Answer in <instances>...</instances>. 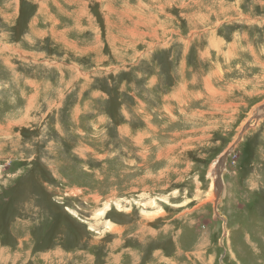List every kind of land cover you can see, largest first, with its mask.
Returning <instances> with one entry per match:
<instances>
[{
  "label": "rangeland",
  "instance_id": "obj_1",
  "mask_svg": "<svg viewBox=\"0 0 264 264\" xmlns=\"http://www.w3.org/2000/svg\"><path fill=\"white\" fill-rule=\"evenodd\" d=\"M0 264H264V0H0Z\"/></svg>",
  "mask_w": 264,
  "mask_h": 264
},
{
  "label": "bare ground",
  "instance_id": "obj_2",
  "mask_svg": "<svg viewBox=\"0 0 264 264\" xmlns=\"http://www.w3.org/2000/svg\"><path fill=\"white\" fill-rule=\"evenodd\" d=\"M154 33V32H153ZM260 177V176H259ZM212 186V185H211ZM213 188V187H212ZM106 208L105 209H103V210H101V211H99V215H103L107 210H108V206H105ZM119 207V206H118ZM107 226L109 227V228H111V224L110 223H107ZM114 231H118L117 229L116 230H114ZM116 248V247H115Z\"/></svg>",
  "mask_w": 264,
  "mask_h": 264
}]
</instances>
